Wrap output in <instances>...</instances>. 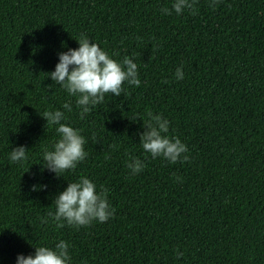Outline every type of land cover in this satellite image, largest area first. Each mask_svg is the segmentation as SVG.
<instances>
[{
	"label": "trees",
	"instance_id": "1",
	"mask_svg": "<svg viewBox=\"0 0 264 264\" xmlns=\"http://www.w3.org/2000/svg\"><path fill=\"white\" fill-rule=\"evenodd\" d=\"M172 3L0 0V264L60 240L70 264H264V0L214 9L197 0L195 15H165ZM81 34L117 62L132 58L141 81H125L83 119L76 97L46 74ZM55 110L80 130L87 153L59 176L42 166L59 134L41 114ZM149 110L170 122L188 161L143 150ZM20 145L27 159L12 162ZM131 157L146 165L136 175ZM80 176L109 190L115 213L58 229L47 214Z\"/></svg>",
	"mask_w": 264,
	"mask_h": 264
},
{
	"label": "clouds",
	"instance_id": "2",
	"mask_svg": "<svg viewBox=\"0 0 264 264\" xmlns=\"http://www.w3.org/2000/svg\"><path fill=\"white\" fill-rule=\"evenodd\" d=\"M196 3L197 0H173L171 9L163 8L161 11L165 15H170L172 11L179 15L187 9L195 15ZM217 3L219 0H213L210 7L214 9ZM77 42L79 45L77 48H69L66 52L58 54L59 60L54 71L46 74L69 96L76 97L80 118L83 119L96 105L104 102L106 94L119 97L124 92L125 81L137 87L141 81L138 77L137 64L129 56L117 62L97 43L91 42L85 34H81ZM175 77L177 80L184 78L180 67L176 69ZM62 107L69 112L72 110L69 102H65ZM41 115L47 124L57 126L56 132L59 134V139L53 144L52 150L46 149L43 152L45 163L42 166L58 176L67 170H74L77 164L86 158L85 138L79 129L62 122L65 120L63 111H44ZM147 117L148 119L143 122L144 131L139 134V143L143 150L151 154L152 159L163 157L173 164L178 160L188 161L186 145L178 137H170L167 134L170 122L160 114H153L151 110L147 112ZM26 151L23 145L12 148L10 160L25 161ZM105 159L109 157L106 156ZM126 166L132 175L138 174L146 167L136 157H131ZM28 168L24 172L28 171ZM108 191L106 187L101 186L97 192L94 182L86 176H80L77 181L68 182L67 187L55 196L53 200L55 211H49L47 215L58 229L64 227L65 223L78 228L89 226L93 221L107 222L115 213V208L110 205L107 198ZM34 247V254L27 256L18 254L16 264H70L69 245L64 240L55 243L54 247L46 245ZM179 255L183 253H178Z\"/></svg>",
	"mask_w": 264,
	"mask_h": 264
}]
</instances>
